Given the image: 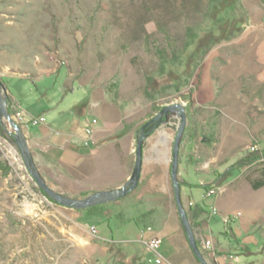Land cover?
<instances>
[{
    "label": "rangeland",
    "instance_id": "1",
    "mask_svg": "<svg viewBox=\"0 0 264 264\" xmlns=\"http://www.w3.org/2000/svg\"><path fill=\"white\" fill-rule=\"evenodd\" d=\"M205 1L0 0L1 62L16 68V73L32 75L65 67L71 73L68 83L79 79L95 84L135 115L154 116L164 104L181 103L186 124L180 148L190 165L181 160L180 165L186 171L184 178L197 185L204 174L220 172L251 151V146L264 145V37L261 42L223 40L206 52L188 84L177 92L167 79L153 78L156 48H167L168 42L180 46L185 28L200 21L196 6L203 11ZM222 31L227 37V22ZM6 83L16 93L18 115L26 123L33 114H44L48 122L68 114L87 95L82 85L75 86L72 94H63L59 86L54 87L53 78L35 84L33 91L28 90L32 86L28 81ZM2 89L3 83L4 97ZM85 117L91 119L88 114L79 120ZM1 121L12 133L6 120ZM179 123L177 116L176 130ZM32 128L28 131L35 134ZM0 166L10 167L6 174L0 167V264H90L83 243L85 227L77 213L43 196L11 141L0 139ZM40 176L55 192L64 190L59 174L54 182L45 171ZM263 176L264 161L235 172L216 196L226 213L204 215L205 233L225 247L228 243L220 233L228 215L236 222L235 234L239 230L241 240L247 237L255 242L256 254L236 244L228 247L229 253L239 256V264H264V185L252 186ZM185 194L195 206L214 201V197L204 198L201 188H182L183 199ZM87 209L96 211L97 205ZM87 221L97 224V214Z\"/></svg>",
    "mask_w": 264,
    "mask_h": 264
},
{
    "label": "crops",
    "instance_id": "2",
    "mask_svg": "<svg viewBox=\"0 0 264 264\" xmlns=\"http://www.w3.org/2000/svg\"><path fill=\"white\" fill-rule=\"evenodd\" d=\"M238 3L245 14L242 21L245 29L238 39L261 42L264 37V0H238ZM227 25L232 23L227 22ZM2 58L0 54V80L4 86L2 90L7 109L14 122L27 124L26 142L36 170L40 173L45 171L46 178L52 182L59 174L64 189L60 194L69 196H88L123 186L134 167L136 130L153 115L130 113L123 108L124 105L113 103L105 91L95 84L80 82L79 79H74V83L72 79V83H68L71 73L65 67L50 68L33 75L26 72L22 74L1 62ZM46 78H53L54 87L59 86L63 94H72L75 86L82 85L87 95L75 103L68 114H58L49 122L44 114H33L26 119V123L18 115L20 104L17 95L7 88L6 82L28 81L32 85L28 90L33 91L35 84ZM88 114L91 119L85 117L83 121L79 120ZM40 116L45 118L44 124H29L32 118ZM92 119L97 120L93 143L85 148L81 145L83 130ZM176 120V115H170L144 140L140 178L133 191L117 201L97 205V210L93 212L86 209L72 210L85 227L83 243L87 246L85 257L90 264H147L152 253L143 245L141 231H145L146 236H157L160 239L159 255L163 259L162 264H199L187 243L171 182L170 166ZM28 127H33L35 134L29 132ZM180 160L186 163L183 154ZM180 196L185 210L190 209L196 215L193 220L197 224L194 235L199 243L203 238H211L214 245L217 244L215 248L219 256L229 253L228 247L231 244H236L245 252L255 253L252 249L255 242L247 237L241 240L238 237L241 236L239 230L238 235L235 234L238 243L229 241L220 233L223 241L228 243L227 248L223 242L219 243L216 238L205 233L203 219L209 207H215L222 216L226 213L227 209L222 210L219 198L215 196L209 206L203 201V207H200L195 206L189 195L185 194L184 199ZM94 214H97V224L88 223L87 218ZM92 227L96 229L94 235L90 232ZM257 254L262 255L260 252ZM236 264H239L238 261Z\"/></svg>",
    "mask_w": 264,
    "mask_h": 264
},
{
    "label": "trees",
    "instance_id": "3",
    "mask_svg": "<svg viewBox=\"0 0 264 264\" xmlns=\"http://www.w3.org/2000/svg\"><path fill=\"white\" fill-rule=\"evenodd\" d=\"M196 7L200 12V21L193 26H187L185 28L184 38L181 45L176 46L172 45L173 43L168 42L167 48L161 47L156 48L155 50L157 68L153 78L156 81H159L160 79H167L170 82L173 91L176 92L188 84L191 72L200 66V63L208 50L221 43L223 40H230L240 36V34L245 29V26L243 25L238 27V22H242L245 15L243 11H241L238 0H208L203 11H201L200 6L197 5ZM226 22L232 23V25L228 26L230 27V32L228 33L227 37H224L222 27L223 23ZM226 34L227 33H225V35ZM206 38H208L207 42L204 41ZM110 100L116 104V100L113 96L110 98ZM141 126L137 128V134L140 132ZM0 136L5 140L13 142L11 135L8 134L5 129V124L1 120ZM180 157L181 148L179 149L177 168V173H179L177 177L179 180L180 194L182 188L189 190L201 188L203 190V196L205 197L206 192L210 188L223 186L235 172L240 174L243 168L251 167L260 161H264V145H259L255 152L248 151L244 153L232 164L228 165L220 172L214 170L208 174H204L203 180L199 181L197 185H194L184 178V173L186 171L185 169L181 168ZM0 167L3 174L8 173L10 170L9 166ZM263 185L264 176L262 179L257 180L252 184L253 188L255 189L260 188ZM41 193L49 202L55 204L43 192ZM86 210L88 209L86 208ZM186 212L194 233V229L197 224L193 220L196 215L194 212H190V209H186ZM234 223V219L231 216H228L224 220L222 235L229 241L238 243V239L234 233ZM196 243L200 249V243L197 238ZM262 245H264V242Z\"/></svg>",
    "mask_w": 264,
    "mask_h": 264
},
{
    "label": "water",
    "instance_id": "4",
    "mask_svg": "<svg viewBox=\"0 0 264 264\" xmlns=\"http://www.w3.org/2000/svg\"><path fill=\"white\" fill-rule=\"evenodd\" d=\"M170 115H176L179 117L180 120L173 141L170 166L171 182L175 204L177 207L183 231L186 236L187 243L193 255L195 256L199 264H209L205 260L203 254L201 253V250L197 246L195 235L187 217V212L181 202L180 186L177 177V168L181 138L186 124L185 109L183 108L181 103L172 102L164 104L163 106H161L159 112L156 115H154L151 119L147 120L145 123L142 124L140 132L137 134L134 167L129 179L123 186L111 191L95 192L79 200L66 197L60 193L55 192L44 182L43 178L40 176V173L34 167L32 156L27 146L26 138L21 132L19 125H17L11 118L7 109V102L0 91V120H6L9 126L13 129V132L10 133V135L13 140L14 146L16 147L20 154V157L22 158V161L25 165L28 174L31 176L36 186L56 205L69 209H74L77 211L84 210L88 207L117 201L136 188L141 173L143 142L154 131V129L160 124H162L164 120H166L167 117H169ZM153 123L156 124L154 127L151 128V125Z\"/></svg>",
    "mask_w": 264,
    "mask_h": 264
},
{
    "label": "built area",
    "instance_id": "5",
    "mask_svg": "<svg viewBox=\"0 0 264 264\" xmlns=\"http://www.w3.org/2000/svg\"><path fill=\"white\" fill-rule=\"evenodd\" d=\"M5 123L6 126L10 128L9 124L6 121ZM44 123H45V118L42 116L38 118H32L31 121L29 122L30 125H34V126ZM96 125H97V120L92 119L84 127L83 138L81 141V145L83 147L89 148L92 145ZM19 126H20V130H22L21 132L26 138L25 129L27 127V124H19ZM57 135H59V133H57ZM0 139L3 138L0 136ZM257 148L258 146L253 145L250 147V150L256 151ZM220 191H221V187L219 186L210 188L206 192L205 197L206 198L215 197L220 193ZM190 205L191 204L189 203V206ZM209 214L216 215L217 209L213 206L209 207ZM235 215L240 216L241 214L237 212L235 213ZM146 230H149V228H147ZM90 232L91 234L94 235L96 234V229L92 227L90 229ZM140 239L143 245L152 253V256L147 259V264H162L163 259L159 255L160 239L157 236H146L145 231L140 232ZM200 250L204 258H206L207 262L210 264H236V262L238 261V255L236 254L224 253L223 255L219 256L212 239L208 237L202 239L200 243Z\"/></svg>",
    "mask_w": 264,
    "mask_h": 264
},
{
    "label": "flooded vegetation",
    "instance_id": "6",
    "mask_svg": "<svg viewBox=\"0 0 264 264\" xmlns=\"http://www.w3.org/2000/svg\"><path fill=\"white\" fill-rule=\"evenodd\" d=\"M152 117H153V116H152ZM152 117H150L149 119H151ZM149 119H148V120H149ZM144 123H145V122H144ZM155 124H156V123H153V124L151 125V128L154 127Z\"/></svg>",
    "mask_w": 264,
    "mask_h": 264
}]
</instances>
